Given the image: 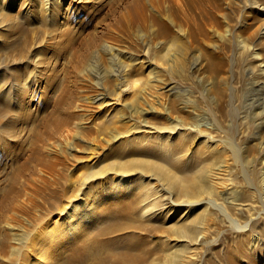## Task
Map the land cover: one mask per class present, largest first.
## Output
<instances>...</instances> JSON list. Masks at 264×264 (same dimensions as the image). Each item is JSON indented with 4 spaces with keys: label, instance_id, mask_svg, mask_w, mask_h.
<instances>
[{
    "label": "bare ground",
    "instance_id": "1",
    "mask_svg": "<svg viewBox=\"0 0 264 264\" xmlns=\"http://www.w3.org/2000/svg\"><path fill=\"white\" fill-rule=\"evenodd\" d=\"M45 1L50 3L49 6L56 3V0ZM19 2L21 0H0V153L13 150L14 138L17 139L13 134L17 127L15 114L20 115L16 110L20 109L26 122L31 112L23 109H27L33 99L24 83L30 76L29 71L18 62L30 60L32 46L37 40L33 36L22 41L23 33L28 30L20 17L12 14L13 7ZM34 2L37 6L40 0ZM88 3L81 4L77 10L84 9ZM210 3L211 0H183L184 6L193 14L189 17L200 16L204 25L212 22L213 29L223 22L218 13L212 15ZM253 3L252 13H245L244 18L240 16V26H256L259 22L257 26L264 27V2L255 0ZM34 4L33 0H26L23 12L29 11ZM205 15L209 16V21ZM204 25L194 22V26ZM52 27L53 41L49 39L51 42L37 49L48 60L43 58L44 66L37 69L36 75L40 77V72L44 71L46 74L51 68L49 62L58 56L68 58L70 53L72 58L64 72L67 82L73 84L68 85L69 93L66 92L55 103L52 114L36 131L34 150L24 157L23 166L9 177L10 184L13 183L16 189L13 198L1 205L0 225L9 230L0 232L3 234L0 236L2 250L8 253V259L1 264H181L182 258L192 252L193 245L207 234V222L215 220L211 208L235 222L229 209L218 201L222 198L234 203L239 196L236 193L228 196L217 189L220 182L217 180L222 178L219 173L225 170L213 167L222 160V153L219 150V153L214 152L211 159L198 156L200 144L196 141L199 137L195 136L199 132L192 135L187 127L174 122L170 114L164 118H168L171 125L165 126L156 125L148 117L147 121L131 120L134 119L133 111L131 113L128 106L138 105L142 97L145 99L142 102H149L147 96L152 93L149 76L139 85L140 77L133 75L135 71L143 70V60L139 56L122 50L105 38L103 40V33L97 32H90L89 35H94L87 41L83 39L73 54L59 41L56 42L62 31L57 33L56 26ZM159 28L160 33H164L170 31L171 26ZM35 33L41 34V31ZM104 34L111 37L112 33L107 31ZM209 68L217 74L223 69V62L213 57ZM261 70L264 72V67ZM57 71L52 67L46 74L44 84L49 92L58 86L62 88L59 85L62 79ZM84 72L89 76L77 82V75ZM52 73L56 76H51ZM81 90L83 100L77 98ZM222 91H218L219 98ZM112 99L117 102L110 107L107 103ZM96 103L101 106L95 111L97 115L100 113L101 122L95 121L93 112L87 110L93 109ZM132 110L135 109L132 107ZM143 112L145 115L148 113ZM93 120L97 126L91 124ZM61 138L74 143L58 147ZM80 142L85 145L81 146ZM205 143L211 144L209 141ZM199 161L196 166L194 162ZM79 165L82 166L81 173L76 175ZM10 188L14 189L12 185ZM56 214H62L60 219L63 220L49 223L48 219L56 217ZM143 217L147 218L144 220ZM8 245L10 250L6 248ZM257 255V264H264V250Z\"/></svg>",
    "mask_w": 264,
    "mask_h": 264
},
{
    "label": "rangeland",
    "instance_id": "2",
    "mask_svg": "<svg viewBox=\"0 0 264 264\" xmlns=\"http://www.w3.org/2000/svg\"><path fill=\"white\" fill-rule=\"evenodd\" d=\"M25 1L21 0L16 3L12 14L20 17L23 21L22 25L28 30L23 33L22 41L28 38L32 39L33 36L37 40L36 45L32 46L30 60L24 59L25 61L18 62L22 64V68L29 71L30 76L24 80V83L26 90L31 92L33 102H30L27 109H23L24 112L26 110L31 112V117L29 115V119H26L28 123L24 122L25 115L20 112V109L16 110L20 115L15 114L17 127L13 134L17 139L13 137L14 154L13 150L0 153V210L3 202L9 201L15 195L16 186L13 183L10 184L9 177L23 166L24 157L34 150L36 131L43 125V120L52 114L56 108L55 103L66 92L69 93V89H66L68 85L72 86L73 84L67 82L64 72L72 58L70 53L68 58L66 56L54 58L52 63L47 64L51 67L50 70L46 71L48 74L52 67L55 68V72L58 70L59 76H57L62 79L59 85L62 88L66 86L65 89L63 88L65 92H62L63 89L60 86H58L60 89L52 88L49 92V88H46L44 84L47 78L45 71L40 72V77L36 75L37 69L44 66L43 58L48 60L46 56H41L38 52L44 44L51 42L52 26H56L57 33L62 31L56 42L59 41L60 45H64V48L66 47L73 54L80 48L79 44L83 39L87 41L90 36L94 35H89L90 32L103 33V40L105 38L113 45L133 53L143 60V73L140 71L133 73L135 77H140L139 85H141V81L146 82L147 76L151 79L152 93L147 96L149 102H142L145 100L142 97L141 103L137 102L140 105L128 106L130 112L133 111L134 119L131 120L137 118L135 121L140 122L147 121L149 118L151 122H156V125L165 126L171 125L170 120L164 118L165 115L170 114L174 122L177 121L187 127L186 130L191 131L192 135L199 132L195 136L199 137L196 138V144H200L198 156L211 159L214 152L222 153V160L218 164H214L216 166L213 167V169L220 168L219 171L225 170L224 173H219L222 178L219 177L217 180V182L220 180L217 189L227 195L239 194L235 198L238 200L234 203L218 198L220 204L226 206L233 214L236 225L225 218L219 210L211 208L215 220L207 222L205 230L207 234L193 245L192 252L182 258L184 263L181 261V264H212V261L216 264H257V253L264 250V72L261 70L264 67L261 66L264 65L262 62L264 56V34L262 31H264V27L257 26L259 22L256 26H240L241 17L244 18L245 13L246 15L252 13L251 8L255 0H211L212 6L209 8L212 15L218 13L223 22L221 26H214L213 29L212 22L204 25L200 16L189 17L193 14L184 6L183 0H56L58 6L56 3L49 6L50 3L45 0L44 2L40 0L36 6L34 2L36 0H33V4H35L29 5L31 8L28 6L29 11L23 12ZM259 1L264 2V0ZM86 3L88 5L84 9L77 10L81 4ZM205 17L209 21V16L205 15ZM194 22H201L204 26H194ZM159 26H171V28L170 31L160 33ZM125 28L127 31H124ZM261 28L262 31H260ZM37 30L39 33L41 31V34L35 33ZM107 31L112 33L111 37L104 34ZM61 38L64 39V42ZM13 39L16 40L17 37ZM213 57H217L223 62V69L217 74L209 68ZM257 69L261 71L259 70V72ZM87 76L89 73L84 72L78 74L75 80L80 81ZM63 80L67 84L66 82L62 83ZM221 89L223 90L222 100L218 96V91ZM82 91L77 98H83L81 97ZM91 92H93L92 89ZM116 102L115 99H112L107 104H110L111 107ZM94 106L93 109L87 108V110L93 112L92 116L96 119L95 121L101 122L100 113L97 115L95 112L101 106L97 103ZM132 107L135 110H132ZM37 111L38 113H36ZM143 111L148 113L145 115ZM80 112H83V109H80ZM34 113L36 114L34 115ZM91 124L97 126L94 120ZM62 138L61 145L59 144L58 147L62 145V147H66L67 143L73 145L74 142L70 143L69 140L67 142ZM206 141L211 144H206ZM103 143L107 144L105 141ZM80 144L81 146L85 145L83 142ZM217 147L221 149H217ZM29 150L31 151L29 152ZM98 150L101 149L98 148ZM45 154L51 156L50 152ZM194 163L197 166L200 161ZM81 168L82 166L79 165L75 171L76 175L81 173ZM10 185L14 189H11ZM218 195L220 194L218 193ZM61 216L62 214H56V217L49 218L48 222L57 223L58 220L61 222L63 220V218L60 219ZM146 218L143 217L144 220ZM0 228V232L7 230L4 225H0ZM0 236L2 237L3 234ZM250 247L252 248L250 249ZM2 248L3 246L0 244V264L3 260L8 259V253H5ZM6 248L10 250L11 247L8 245ZM190 258L193 259L192 262ZM242 261L243 263H241Z\"/></svg>",
    "mask_w": 264,
    "mask_h": 264
}]
</instances>
